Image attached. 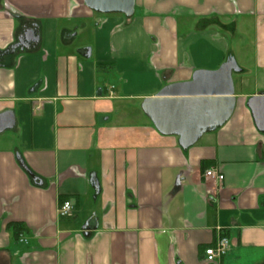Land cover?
<instances>
[{"label":"crops","instance_id":"obj_1","mask_svg":"<svg viewBox=\"0 0 264 264\" xmlns=\"http://www.w3.org/2000/svg\"><path fill=\"white\" fill-rule=\"evenodd\" d=\"M134 1L126 18L83 0H0V51L39 37L0 59V115L14 117L0 133V264H206L220 235L216 264H264V133L247 108L264 95V0ZM229 58V120L188 148L158 133L143 100Z\"/></svg>","mask_w":264,"mask_h":264},{"label":"water","instance_id":"obj_2","mask_svg":"<svg viewBox=\"0 0 264 264\" xmlns=\"http://www.w3.org/2000/svg\"><path fill=\"white\" fill-rule=\"evenodd\" d=\"M87 9L99 15H122L130 18L134 14V0H83ZM25 42L39 44V37L30 30L9 48L7 54L23 51ZM89 56V52L86 57ZM238 71L235 61L227 59L216 70H196L189 81L164 86L154 97L146 98L142 112L155 130L166 136H177L183 148L194 145L204 134L224 125L231 117L236 99L232 73ZM257 130L264 133V95L253 96L247 101ZM14 117L11 112L0 115V133L12 129ZM19 166L36 185L42 182L34 177L16 155Z\"/></svg>","mask_w":264,"mask_h":264},{"label":"built area","instance_id":"obj_3","mask_svg":"<svg viewBox=\"0 0 264 264\" xmlns=\"http://www.w3.org/2000/svg\"><path fill=\"white\" fill-rule=\"evenodd\" d=\"M205 177L217 179L219 182L223 180V176L214 169L207 170ZM73 205L69 200L64 201L58 208V215L61 218H69L72 216ZM230 244L227 237L220 235L215 244L207 248L204 252V260L206 264H216L222 256L229 250Z\"/></svg>","mask_w":264,"mask_h":264},{"label":"rangeland","instance_id":"obj_4","mask_svg":"<svg viewBox=\"0 0 264 264\" xmlns=\"http://www.w3.org/2000/svg\"><path fill=\"white\" fill-rule=\"evenodd\" d=\"M82 36V34H81ZM85 39V38H84ZM80 37L75 42V45L78 44L80 41ZM242 45V47H241ZM231 47L232 50L239 51L242 50L243 52L247 53L249 55V40L243 36L237 35V34H231ZM239 47V48H238ZM249 90V89H248Z\"/></svg>","mask_w":264,"mask_h":264},{"label":"trees","instance_id":"obj_5","mask_svg":"<svg viewBox=\"0 0 264 264\" xmlns=\"http://www.w3.org/2000/svg\"><path fill=\"white\" fill-rule=\"evenodd\" d=\"M6 51H0V59L5 56V55H8L5 53ZM98 68H103L104 65L103 64H98L97 65ZM64 201H62L63 203ZM7 228L9 230L12 231V235H13V238L15 240L19 239L20 235L22 234L23 232V225L22 223H19V222H11L7 225Z\"/></svg>","mask_w":264,"mask_h":264},{"label":"flooded vegetation","instance_id":"obj_6","mask_svg":"<svg viewBox=\"0 0 264 264\" xmlns=\"http://www.w3.org/2000/svg\"><path fill=\"white\" fill-rule=\"evenodd\" d=\"M31 45L33 44V42L32 43H30Z\"/></svg>","mask_w":264,"mask_h":264}]
</instances>
